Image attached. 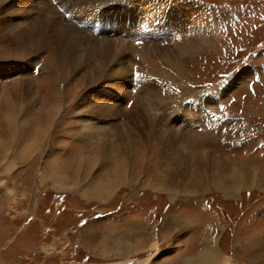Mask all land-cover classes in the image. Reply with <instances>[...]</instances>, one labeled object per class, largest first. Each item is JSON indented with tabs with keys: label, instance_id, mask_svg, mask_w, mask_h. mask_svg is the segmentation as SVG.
<instances>
[{
	"label": "rangeland",
	"instance_id": "374dc122",
	"mask_svg": "<svg viewBox=\"0 0 264 264\" xmlns=\"http://www.w3.org/2000/svg\"><path fill=\"white\" fill-rule=\"evenodd\" d=\"M199 8L214 39L167 51ZM39 134L0 154V264H264V0H0V147Z\"/></svg>",
	"mask_w": 264,
	"mask_h": 264
},
{
	"label": "bare ground",
	"instance_id": "6f19581e",
	"mask_svg": "<svg viewBox=\"0 0 264 264\" xmlns=\"http://www.w3.org/2000/svg\"><path fill=\"white\" fill-rule=\"evenodd\" d=\"M187 6V4L186 5H184V6H182V8L180 7V8H175L174 10L176 11H174L175 13H172V18L174 17V18H177V19H180V18H185V21H189L188 20V18H192L193 16H195V11H194V9H192V10H190V9H186V8H184V7H186ZM181 12H183V14L181 13ZM199 14H201L203 17H205V20H203V21H198V20H196V18H195V21H193V26H195V29L194 30H192V31H190V32H188V33H185V34H190L187 38H181V35L182 34H180V35H176V37H175V39L174 40H176V46L175 47H173L171 50H170V48L169 49H167V51H172L173 53L175 52V48H176V54L177 53H179V52H186V51H188V50H192V49H195L197 46H200L201 44H203V43H206V41L207 40H213L214 38H213V31H214V27H215V22H217V20H218V17H217V14L214 12V10L213 11H211V10H209V9H206V11H204L203 9H201V8H199V10L197 11ZM200 15V16H201ZM180 20H182V19H180ZM54 22V21H53ZM199 22V23H198ZM54 24V23H53ZM213 24V25H212ZM205 28L206 29V27L205 26H209L210 27V29H203L204 31H202L200 34H197L196 32H195V30L197 29V28ZM211 26H212V28H211ZM37 27V26H36ZM35 27V28H36ZM208 27V28H209ZM201 28V29H202ZM60 29V28H59ZM107 29V28H106ZM105 29V30H106ZM32 30V29H31ZM30 30V31H31ZM57 30V29H56ZM61 30V29H60ZM64 30V29H63ZM71 31H72V29H70ZM40 32V31H39ZM73 32V31H72ZM21 36H22V38L25 40V42H29L30 44H35V42H36V39H35V33H33V32H30V33H32V35L30 34V33H25V32H18ZM25 33V34H24ZM69 33V32H68ZM37 34V33H36ZM179 34V33H178ZM107 39V38H106ZM21 41V40H20ZM115 41V40H114ZM113 41V42H114ZM103 42H107L108 44H109V42L110 41H108V40H104ZM45 43V42H44ZM115 45H117V44H115ZM119 45V44H118ZM32 46V45H31ZM95 46V45H94ZM119 47H121V46H119ZM74 49V48H73ZM71 50H72V48H71ZM69 52H70V50H69ZM71 53V52H70ZM117 55V54H116ZM115 55V56H116ZM108 57H110V56H108ZM145 64L147 65L146 66V69H150V66H151V68L153 69V71H155L156 69H155V67H154V65H153V62H152V60H150V59H148V58H146V60H145ZM97 71V70H96ZM250 68H246L244 71H242V72H240L237 76H235L234 78H233V80H232V82L229 84V86L228 87H230V86H232V85H234L237 81H239V80H241V79H243L246 75H248V74H250ZM150 77L151 78H149L150 80H149V82L147 83V85H146V87H145V89L143 90V92L145 93L143 96H145V100L147 101V102H149V99H150V96L151 95H149V94H147V93H150L149 91L150 90H152V89H154L155 87V85H154V83L152 82V78H153V75H150ZM226 89H223V90H220L219 92H218V94H211L210 96H202V97H199L198 98V100H197V102L195 103H192L193 105H186V102H183V101H179L177 104H176V109L177 108H179V106H184L185 108H183L184 109V116H185V118H187V119H189L190 117L191 118H194V117H196V116H199V115H202V114H204V116H205V114H206V109L204 108V107H207V106H209L210 105V103L213 101L214 102V99L218 96V95H222V93L225 91ZM33 100V99H32ZM31 101V100H30ZM153 101V100H152ZM168 101V100H167ZM151 102V101H150ZM212 102V103H213ZM8 105H10V104H8ZM153 105V104H152ZM9 108H10V106H9ZM153 108V110H154V107H151V109ZM8 109V108H7ZM213 109V108H212ZM156 110V109H155ZM9 111H10V109H9ZM212 111V110H211ZM214 111V110H213ZM11 112V111H10ZM216 113V112H215ZM13 114V113H12ZM208 114V118H211L212 117V114L211 113H207ZM51 115V114H50ZM149 115V114H148ZM225 115H224V113H222V114H220L219 115V117L221 118V117H224ZM149 117V116H148ZM189 117V118H188ZM216 117V116H215ZM190 118V119H191ZM144 119V118H143ZM154 119V118H153ZM10 120H12V119H10ZM9 120V121H10ZM14 120V119H13ZM18 120V119H17ZM8 121V122H9ZM7 122V123H8ZM145 122V121H144ZM10 123V122H9ZM16 123V122H15ZM152 123H153V121H152ZM160 123V122H159ZM14 125V124H13ZM22 128H23V126L21 125L20 126V129L22 130ZM16 129H19V126H18V128H16ZM18 131H20V130H15L14 131V136L15 137H17L18 135H17V132ZM90 132L88 133L89 135H96V136H100V137H102L103 139H104V144L107 146L108 145V143L110 142V138H111V135L109 134V132L107 131V130H103V129H100V128H96V127H94V128H90V130H89ZM154 134H156V133H154ZM160 134H162V133H160ZM128 135V134H127ZM39 137H38V141H36V142H34L33 144H31V145H29V146H27V147H21V146H18V147H15V144L17 145V140H15V141H13V143L12 144H10V150L9 149H7V147H8V145H9V143H6V144H4V145H1V147H0V154H5V155H11V153L12 154H22V155H24V154H29L30 152L32 153V151L36 148V147H41V146H39L40 144H39V140H40V137H41V135L39 134L38 135ZM42 142V141H41ZM161 142V141H160ZM24 146V145H23ZM30 153V154H31ZM182 154V153H181ZM32 155V154H31ZM180 155V154H179ZM3 157V156H2ZM21 157H23V156H21ZM170 159H173L171 156L169 157ZM168 160V159H167ZM8 161H11V159L10 158H8ZM86 162H85V164H86V167H91L92 166V161H90L89 159L88 160H85ZM169 161V160H168ZM173 161H174V159H173ZM84 162V161H83ZM166 162V161H165ZM175 162V161H174ZM95 164V163H94ZM170 164L172 165V163L170 162ZM12 165H14V162H13V164H11L10 166H12ZM169 169V168H168ZM237 171V170H236ZM84 174V173H83ZM242 175V177L244 178V179H240V181L242 182V184L243 185H246V186H252V184H254V183H256V182H260L261 180H259V179H257L256 178V176L253 178V179H251V180H248L247 179V176H246V174H241ZM81 177V176H80ZM118 179V178H117ZM115 180V179H114ZM63 182H64V180H63ZM75 182H77V181H75ZM92 182V181H91ZM237 182V181H236ZM236 182H232V185H231V187H229V186H227L226 184H228V183H216V185H220V186H222L223 185V188L225 187V189H226V187L227 188H232L234 185H239L240 186V184H236ZM112 183V182H111ZM237 183H240V182H237ZM229 185V184H228ZM94 187H96V190H94V193L93 194H95V195H100V196H103V195H106L107 194V192H108V188H109V186H108V184H107V182H105V183H101V184H97V185H95ZM90 194V193H89ZM91 194H92V192H91ZM90 194V195H91ZM214 251V250H213ZM221 256H219V254H217L216 252H211V253H204L203 254V256L201 257V258H199L198 259V261H196V264H210V263H214V262H218L220 259H222V257L220 258ZM223 260H224V258H223ZM221 261V260H220ZM225 264H227V263H225Z\"/></svg>",
	"mask_w": 264,
	"mask_h": 264
},
{
	"label": "crops",
	"instance_id": "0c3cea01",
	"mask_svg": "<svg viewBox=\"0 0 264 264\" xmlns=\"http://www.w3.org/2000/svg\"><path fill=\"white\" fill-rule=\"evenodd\" d=\"M154 231H155V229L153 230V232H154ZM120 245H121V244H120ZM128 247H129V246H127V247L125 248L123 245H121V248H122L121 250H125V249L127 250V249H129ZM213 250H214V251H213ZM208 252L211 253V252H216V251H215V249H211V250H209V251H206V253H208ZM202 253H203V251H202ZM129 255H130V254H129ZM219 255H220V254H219ZM202 256H203V254H200V257H199V258H201ZM220 256H221V255H220ZM132 258H133V257H132ZM220 260L222 261L223 258L220 259ZM220 260H219L218 262H220ZM197 261H198V260H197ZM126 262H128V260H127ZM191 262H192V260H191ZM214 263H216V262H214ZM214 263L212 262V263H210V264H214ZM194 264H196V263H194Z\"/></svg>",
	"mask_w": 264,
	"mask_h": 264
}]
</instances>
